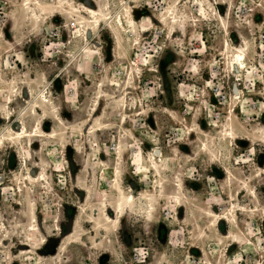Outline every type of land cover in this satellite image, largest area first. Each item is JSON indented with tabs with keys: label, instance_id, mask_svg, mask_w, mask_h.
Instances as JSON below:
<instances>
[{
	"label": "rangeland",
	"instance_id": "374dc122",
	"mask_svg": "<svg viewBox=\"0 0 264 264\" xmlns=\"http://www.w3.org/2000/svg\"><path fill=\"white\" fill-rule=\"evenodd\" d=\"M123 1L0 0V264H264V0Z\"/></svg>",
	"mask_w": 264,
	"mask_h": 264
},
{
	"label": "bare ground",
	"instance_id": "6f19581e",
	"mask_svg": "<svg viewBox=\"0 0 264 264\" xmlns=\"http://www.w3.org/2000/svg\"><path fill=\"white\" fill-rule=\"evenodd\" d=\"M196 2V1H195ZM120 3H121V7H123V9L126 11L125 13H126V15H130V13H129V10L126 8L127 6H126V2H124L123 0H120ZM197 5V4H196ZM198 7H199V5H197ZM201 6V5H200ZM199 9H200V7L198 8V10H197V12L198 13H200L199 12ZM74 10V9H73ZM76 11V10H75ZM203 11V10H202ZM79 13H80V16H79V18H78V21L76 22V24H77V27L78 28H81L82 29V32L84 33L85 32V30H89V28H90V26H87L88 24H91V23H95V25H97L98 23V21L100 20V19H103V20H109V19H112V17L111 16H109L108 15V18L107 17H105L102 13H101V11L100 10H95V9H90V8H88V7H84V6H80V10H79ZM124 13V14H125ZM58 14H60V13H58ZM57 14V15H58ZM124 14H122V17L121 18H123V16H124ZM167 15H168V13H166ZM201 14V13H200ZM117 15V14H116ZM116 15H115V17H116ZM118 16V15H117ZM169 16V15H168ZM109 17H111V18H109ZM130 17H131V15H130ZM111 21V20H110ZM116 23L119 25V26H121V20H120V18L118 17V18H116ZM170 23H173V21L171 22L170 21ZM87 26V27H86ZM111 27H113L112 25H111ZM86 28V29H85ZM121 28H123V26L121 27ZM113 29H114V27H113ZM79 31V30H78ZM127 33V32H126ZM127 34H131V32H129L128 31V33ZM88 32H86L85 33V36H84V39H83V41L85 40V41H87V39H88ZM227 46V45H226ZM84 54H85V52H84ZM230 63H231V66H232V69L235 71V72H237L238 70L240 71V69H243L244 68V66H245V63H244V53H243V50H242V48H240V47H235L234 49H233V52H232V55H231V60H230ZM232 93H233V91H232ZM237 93H238V91H237ZM41 94V93H40ZM235 95V94H234ZM36 97H37V95H36ZM34 98V97H33ZM40 98V97H39ZM99 98V97H98ZM37 100V99H36ZM40 102H41V104H42V101L41 100H39ZM48 101V100H47ZM49 103V102H48ZM45 104H46V102H45ZM32 105V104H31ZM29 105H27V107H28ZM38 106H40V104H38V105H34L33 107L35 108V109H38V108H40V107H38ZM48 106V105H47ZM51 106V105H50ZM49 106V107H50ZM30 107V106H29ZM48 107V108H49ZM53 108V107H52ZM51 108V109H52ZM30 109V108H29ZM29 109H27V110H29ZM43 109V108H42ZM53 110V109H52ZM30 111V110H29ZM29 111H28V113H29ZM38 112V111H37ZM37 112H35V113H37ZM27 113V112H26ZM39 113V112H38ZM41 113V112H40ZM42 114V113H41ZM52 114V113H51ZM33 115V114H32ZM36 115V114H35ZM34 115V116H35ZM20 116V115H19ZM24 116H25V114H24ZM30 116V115H29ZM55 116V115H54ZM53 116V117H54ZM18 117V116H17ZM32 117V116H31ZM22 118V117H21ZM20 118V119H21ZM54 119H57V118H55L54 117ZM53 119V120H54ZM35 120H36V118H35ZM35 120H34V122H35ZM21 121H22V119H21ZM33 122V123H34ZM25 123V122H24ZM57 123V122H56ZM59 124L58 125H62V124H60V122H58ZM26 124V123H25ZM33 126V125H32ZM38 127V126H37ZM231 128V127H230ZM29 129H31V128H29ZM21 130H22V128H21ZM231 130H232V128H231ZM11 131V130H10ZM26 131H27V128H26ZM229 131V130H228ZM12 134H14V136H15V139L16 138H21L22 136H21V134H22V132L20 131H16V132H12ZM36 134V133H35ZM38 134V133H37ZM229 134H231V133H229ZM28 135H29V133H28ZM27 135V136H28ZM48 136V135H47ZM31 137H32V135H31ZM23 138V137H22ZM33 138H36V137H33ZM19 140V139H18ZM21 140V139H20ZM153 152V151H152ZM151 152V153H152ZM155 152V151H154ZM154 154H156V153H152V159L154 158ZM151 155V154H150ZM120 158V157H119ZM141 160V155L139 154V153H136L135 155H134V158H133V161H135L136 163H138L139 161ZM139 166V165H138ZM132 198H133V196H131V195H128L127 197H125L124 198V204H129L130 202H132L131 200H132ZM107 211H108V209H107ZM104 215V219L105 220H107L108 222L110 221V219H112V218H110L109 216H107V214L106 213H104L103 214Z\"/></svg>",
	"mask_w": 264,
	"mask_h": 264
},
{
	"label": "crops",
	"instance_id": "0c3cea01",
	"mask_svg": "<svg viewBox=\"0 0 264 264\" xmlns=\"http://www.w3.org/2000/svg\"><path fill=\"white\" fill-rule=\"evenodd\" d=\"M91 52H93V54H94V51H91ZM87 54V53H86ZM86 56V55H85Z\"/></svg>",
	"mask_w": 264,
	"mask_h": 264
},
{
	"label": "water",
	"instance_id": "95a60500",
	"mask_svg": "<svg viewBox=\"0 0 264 264\" xmlns=\"http://www.w3.org/2000/svg\"><path fill=\"white\" fill-rule=\"evenodd\" d=\"M234 89V86H233V88H232V90Z\"/></svg>",
	"mask_w": 264,
	"mask_h": 264
}]
</instances>
